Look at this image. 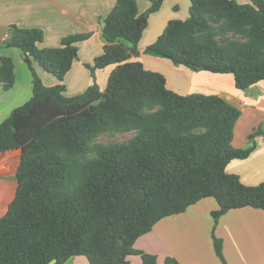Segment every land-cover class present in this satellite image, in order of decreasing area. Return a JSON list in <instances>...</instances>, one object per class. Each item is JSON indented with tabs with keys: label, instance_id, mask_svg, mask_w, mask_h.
<instances>
[{
	"label": "trees",
	"instance_id": "obj_1",
	"mask_svg": "<svg viewBox=\"0 0 264 264\" xmlns=\"http://www.w3.org/2000/svg\"><path fill=\"white\" fill-rule=\"evenodd\" d=\"M140 14L137 0H118L104 20V51L92 70L116 64L104 91L95 83L81 94L66 95L65 75L78 58V45L90 34L64 37L58 47L41 48L44 31L10 26L3 47H17L33 72V95L0 123V150H26L21 156L15 197L0 217V264H64L83 255L90 264H142L157 256L134 247L164 217L187 210L206 197L214 229L234 208L264 209V181L245 184L227 171L233 159H245L255 144L233 145L241 110L218 94H180L166 76L140 61L138 43L149 15L164 0H151ZM145 52L195 71L233 73L237 88L264 81V0H191L186 19H171ZM53 74L47 86L34 64ZM15 63L0 56V82L10 90ZM109 130H136L126 143L102 146L83 173L78 191L63 194L72 155ZM263 134L260 127L253 132ZM9 197V196H7ZM214 248L227 264L222 238ZM164 264H183L168 256Z\"/></svg>",
	"mask_w": 264,
	"mask_h": 264
},
{
	"label": "crops",
	"instance_id": "obj_2",
	"mask_svg": "<svg viewBox=\"0 0 264 264\" xmlns=\"http://www.w3.org/2000/svg\"><path fill=\"white\" fill-rule=\"evenodd\" d=\"M117 2L118 0H0V56L13 59L16 75L11 90H4L0 82V93L8 92L3 100L7 105L4 107L0 104V123L14 108L32 97L33 89V72L25 62L23 53L20 55L17 51L9 50L17 47L2 46L9 36L10 26L16 24L20 27L41 28L44 31V40L39 43L41 48L58 47L64 37L89 33L87 39L77 43L78 58L65 75L66 95L81 94L95 83L104 91L116 64L96 68L93 72L87 64L93 65L95 58L104 51V20ZM137 2L140 14L146 12L152 4L151 0ZM190 6L191 0H164L160 9L149 15L148 26L137 46L138 54H132L128 60L140 61L147 69L163 73L167 86L180 94H218L238 107L241 116L235 126L233 145L245 148L255 144V149L245 159H233L228 164L227 171L239 175L247 185H257L264 181V135L255 134L253 138L250 135L260 127L264 129V81L240 89L236 86L233 73L195 71L185 65L177 66L168 58L145 52L146 47L158 38L171 19L189 17ZM23 64L28 66L29 71H26ZM17 66L24 71L27 87H22L21 81V85L18 83ZM34 67L45 85L52 86L59 82L37 63ZM21 87L23 92L20 91ZM15 96L20 99L18 104H15ZM25 150V146L0 150V217L6 213L15 197L17 172ZM218 207L215 198H203L186 211L157 221L151 231L137 238L134 247L155 254L158 264H164L168 256L176 257L183 264H223L214 248L215 233L223 240L228 264H264V209L252 206L231 209L220 217L214 229L212 211ZM82 256L72 257L64 264H90ZM129 263L142 264L141 256L132 254Z\"/></svg>",
	"mask_w": 264,
	"mask_h": 264
},
{
	"label": "rangeland",
	"instance_id": "obj_3",
	"mask_svg": "<svg viewBox=\"0 0 264 264\" xmlns=\"http://www.w3.org/2000/svg\"><path fill=\"white\" fill-rule=\"evenodd\" d=\"M9 50L10 51H17L20 55H21V53H23L20 48L19 49L18 48H10ZM15 61L18 65V61H17L16 57H15ZM22 63H24V62H22ZM23 67H25L26 71H29L28 70L29 68L26 64H23ZM21 70L22 69H20L17 66V74L19 77L18 83H19V85L22 84V87H27V80L23 76L24 71H21ZM21 75H22V77H21ZM51 75L54 77L53 74H51ZM20 81H21V84H20ZM22 87L20 90L21 92L24 91V89ZM6 91H3L5 95L0 93V104H3L4 107L7 105L5 102H3V100L5 99L4 97H6V95H8L7 94L8 92H6ZM31 95H33V89H31ZM19 102H20V99L17 96L15 98V104H18ZM18 106H20V105H18ZM136 134H137L136 130H128V131H125V130L124 131L109 130L106 132H101L97 136H95L90 141L89 146L87 147V149L84 151L83 154L72 155L71 159L68 161V163H69L68 172H67L68 174H67V178L65 181L66 183L61 190L62 193L63 194H73V193H76L78 191L77 189L81 183V177H82L83 173L86 172L87 169L89 168V163H91V161L93 159L98 157L99 151H100L102 146H108V145L114 144V143H126L130 139L135 137ZM82 257L87 259L85 256H82ZM227 264H228V262H227Z\"/></svg>",
	"mask_w": 264,
	"mask_h": 264
}]
</instances>
